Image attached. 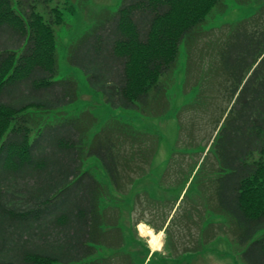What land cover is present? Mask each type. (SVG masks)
Masks as SVG:
<instances>
[{"label":"trees","instance_id":"1","mask_svg":"<svg viewBox=\"0 0 264 264\" xmlns=\"http://www.w3.org/2000/svg\"><path fill=\"white\" fill-rule=\"evenodd\" d=\"M50 1L0 0V264H113L124 234L105 228L101 199L110 187L131 189L136 177L128 182L122 170L148 149L129 121L113 116L93 132L91 109L67 112L79 100L78 81L57 78L65 11ZM220 1L124 0L70 47L69 60L106 102L160 114L162 78ZM263 8L230 25L217 51L229 103L217 135L224 178L215 180V199L236 226L243 264H264ZM123 254L122 264H134Z\"/></svg>","mask_w":264,"mask_h":264},{"label":"rangeland","instance_id":"2","mask_svg":"<svg viewBox=\"0 0 264 264\" xmlns=\"http://www.w3.org/2000/svg\"><path fill=\"white\" fill-rule=\"evenodd\" d=\"M123 2L50 1V6L58 5L65 11V21L57 27V78L78 81L79 100L72 105L75 110L68 107L67 112L91 109L98 118L93 132L113 116L129 121L144 138L136 143L148 149L146 159L136 164L126 162L130 168L122 170L128 182L136 177L131 189L122 192L110 187L101 199L107 214L105 228L118 226L124 234L122 247L113 250V264H122L123 253H129L134 264H243L236 226L229 225V218L218 210L215 199V180L224 178L217 135L229 103L217 51L228 27L254 17L264 0H221L208 13L191 44L182 43L173 70L162 78L167 108L156 115L106 102L102 92L92 90L85 70L69 60L70 47L84 33L101 25ZM86 46L81 47L80 57ZM92 172L108 181L97 166ZM141 223L161 234L160 247H153L151 236L142 234Z\"/></svg>","mask_w":264,"mask_h":264},{"label":"bare ground","instance_id":"3","mask_svg":"<svg viewBox=\"0 0 264 264\" xmlns=\"http://www.w3.org/2000/svg\"><path fill=\"white\" fill-rule=\"evenodd\" d=\"M140 231L142 234L150 235L151 236V243L153 247H160L161 246V234L154 232L152 229L148 228L144 223L139 225Z\"/></svg>","mask_w":264,"mask_h":264}]
</instances>
